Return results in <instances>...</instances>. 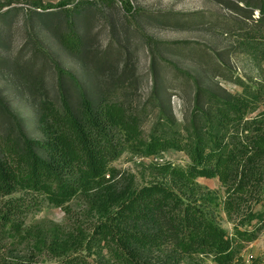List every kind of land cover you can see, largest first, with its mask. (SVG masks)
<instances>
[{
  "label": "trees",
  "instance_id": "1",
  "mask_svg": "<svg viewBox=\"0 0 264 264\" xmlns=\"http://www.w3.org/2000/svg\"><path fill=\"white\" fill-rule=\"evenodd\" d=\"M80 5L68 9L63 40L73 54L84 42L75 21ZM247 5L250 14L258 10V22L264 20V0ZM57 69L59 94L38 102L42 139L30 138L17 117V129L3 133L0 128V217L9 233L32 238L34 248L55 258L51 264H92L89 257L101 247L117 264H158L160 259L159 264H178L204 256L216 264H248L235 237L185 191L194 196L198 177H218L228 217L244 215L241 224L250 225L256 218L252 202L264 199V103L251 94H195L181 130L174 127L169 108V117L161 114L146 134L143 110H134L128 94H121L125 81L109 94H90L72 71L58 63ZM0 105L10 113L1 95ZM125 148L144 155L180 149L190 162L186 167L163 165L169 179L121 185L112 162ZM79 196L104 217L93 230L70 220L46 241L39 230L24 227L28 209L47 201L71 216V202ZM234 229L236 237L254 235L238 223ZM249 264L264 260L253 258Z\"/></svg>",
  "mask_w": 264,
  "mask_h": 264
},
{
  "label": "rangeland",
  "instance_id": "2",
  "mask_svg": "<svg viewBox=\"0 0 264 264\" xmlns=\"http://www.w3.org/2000/svg\"><path fill=\"white\" fill-rule=\"evenodd\" d=\"M80 1L76 29L83 48L71 53L63 44L68 9ZM257 0H0V128H16L15 117L32 139H42L38 102L58 92L57 63L72 71L90 94H109L118 82L126 85L134 110H143V130L149 134L161 114L174 115L181 130L194 106L195 94H251L264 103V20L251 14ZM116 94V93H115ZM38 151L43 153L41 148ZM184 150L169 148L144 155L125 148L112 165L121 185L134 187L166 180L163 165L186 167ZM169 179V178H167ZM195 195L205 215L234 236L249 264L264 260V199L252 202L256 218L242 225L244 215L230 219L224 210L225 187L218 177H198ZM186 196V195H185ZM1 207V204H0ZM72 215L43 201L23 215L24 227L49 241L58 225L76 221L87 231L104 217L87 197L71 202ZM245 213L247 211H244ZM262 215V216H261ZM243 221V222H244ZM252 230L253 237L235 235ZM0 217V264H51L46 251L34 248L32 238L13 237ZM161 252L160 254H162ZM154 256V255H153ZM92 264H117L106 248H97ZM163 259V257H161ZM161 261L158 260V264ZM216 264L204 256L195 262Z\"/></svg>",
  "mask_w": 264,
  "mask_h": 264
}]
</instances>
